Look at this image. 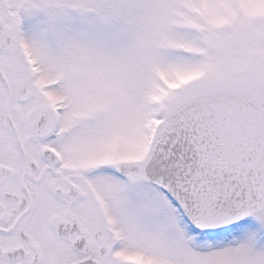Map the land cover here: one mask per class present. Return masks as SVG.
<instances>
[{
  "label": "snow or ice",
  "instance_id": "obj_1",
  "mask_svg": "<svg viewBox=\"0 0 264 264\" xmlns=\"http://www.w3.org/2000/svg\"><path fill=\"white\" fill-rule=\"evenodd\" d=\"M0 264H264V0H0Z\"/></svg>",
  "mask_w": 264,
  "mask_h": 264
}]
</instances>
